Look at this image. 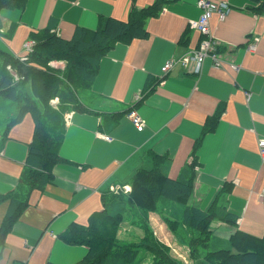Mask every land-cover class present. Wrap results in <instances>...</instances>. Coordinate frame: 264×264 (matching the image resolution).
Returning <instances> with one entry per match:
<instances>
[{
    "label": "crops",
    "instance_id": "obj_1",
    "mask_svg": "<svg viewBox=\"0 0 264 264\" xmlns=\"http://www.w3.org/2000/svg\"><path fill=\"white\" fill-rule=\"evenodd\" d=\"M26 1L21 12L0 10L2 33L14 22L9 39L0 35V47L9 55L23 54L31 31L49 28L64 40L77 27L95 29L101 18L123 20L131 2ZM215 1L225 16L209 17V33L219 41L222 65L215 68L205 57L202 64L184 68L175 63L161 74L166 60L180 58L201 41L189 28V20L200 15L197 0H134L137 7L157 2L155 11L132 41L115 43L98 61L93 84L79 94L85 110L64 113L65 132L57 147L61 161L42 188L32 180L19 186L18 180L25 168H36L28 161L33 117L26 113L11 123L13 101L0 95V264L79 263L89 249L69 244L64 231L71 225L89 226V216L103 210L105 196L125 195L135 171L149 165L151 152L169 160L162 171L172 179L194 162L196 204L205 208L215 198L234 214L235 227L264 235V159L257 143L264 138V12L253 10L264 0ZM50 102L55 106L57 98ZM131 109L142 121L140 130L127 116ZM17 188L27 193L25 208L13 220L9 194ZM128 209L132 212L123 215L124 227L136 212ZM149 213V225L161 233L162 225ZM215 222L211 227L219 230L229 226Z\"/></svg>",
    "mask_w": 264,
    "mask_h": 264
},
{
    "label": "trees",
    "instance_id": "obj_2",
    "mask_svg": "<svg viewBox=\"0 0 264 264\" xmlns=\"http://www.w3.org/2000/svg\"><path fill=\"white\" fill-rule=\"evenodd\" d=\"M26 2L0 0V10L13 9L21 12ZM156 5L157 2H154L145 7H137L134 0H131L125 19L101 18L95 29L77 27L74 34L64 40L49 28L31 31L28 37L34 42L33 50L26 53L24 59L9 55L0 47V95L3 93L13 101L14 114L11 123L18 122L23 115L30 113L35 124L28 146V161L36 168L24 169L18 179L19 186H27L32 180L39 182L38 185L42 188L52 168L61 161L57 147L65 132L64 113L85 110L79 94L90 89L93 84L98 61L115 43L132 41L135 30L142 27L143 20L155 11ZM253 10L263 13L264 5H259ZM2 23L0 19V35L9 39L15 31L14 22L10 23L8 30L3 33ZM55 60L64 63L61 67L50 64ZM15 74L17 79H14ZM28 88L31 91L27 90ZM55 97L57 103L52 107L50 101ZM37 103H41L43 108L38 109ZM208 126L205 124L204 134L209 129ZM198 141L200 139L194 142L195 147ZM146 158L150 161L149 165L135 171L129 184L130 190L125 195L112 193L111 196H105L102 199L103 210L89 216V226L83 228L71 225L64 231L63 238L69 244L80 243L89 249L85 258L77 264H140L144 257L143 254L141 259L137 257L141 246L132 243L124 245L116 235L123 215L127 211L132 212L128 206L155 213L159 197L182 205V209L178 210L181 215L180 221L174 218L164 221L167 227L179 226L183 229L184 236L189 237L190 245H193L195 250L191 251L195 261L192 264H264V235L260 237L248 235L235 227L234 214L224 205L218 204L215 198L205 208L198 204L195 206L189 204L188 196L191 194V183L194 179L192 173L194 162L188 164L189 166L180 172L179 177L172 179L162 171L169 162L166 157L151 152ZM24 193H27L26 190L17 188L9 194L13 196L11 201L14 203V213L10 216L14 217L13 220L25 208ZM215 221L227 223L229 226L223 230L211 227ZM141 225L146 226L147 230L148 219L145 220V224H137L136 227L141 228ZM7 227H10V223ZM141 229L150 233V229L147 231ZM145 241L144 245H141L147 252L154 257L158 256L162 243L152 238ZM219 243L224 247H214L213 244ZM156 264L176 263L164 256Z\"/></svg>",
    "mask_w": 264,
    "mask_h": 264
},
{
    "label": "rangeland",
    "instance_id": "obj_3",
    "mask_svg": "<svg viewBox=\"0 0 264 264\" xmlns=\"http://www.w3.org/2000/svg\"><path fill=\"white\" fill-rule=\"evenodd\" d=\"M208 24H209V21H208ZM26 42H32V40L31 39L25 40L24 43L22 44V49L27 46ZM258 151H259V147H258ZM259 156L264 159V157H262L260 154ZM191 187H192V184H191ZM191 190H193V187L191 188ZM198 197H199V194H197L195 190L191 191L190 196H188L189 204H191L192 206H195V204L198 202L196 201ZM157 205H158L157 210L155 211L154 216L157 219L156 225H159V224L162 225L161 233H159V230L157 229L158 226H155L153 228L154 224L147 225L148 226L147 230L150 229L149 230L150 233L143 232V230L141 229L143 228L146 230V226L141 225V228L136 227L137 224L138 225H140L141 223L145 224L146 219H148V223H149V218L146 216L150 215V213L144 212L141 209L138 210L137 207L132 206V208L135 209L133 211H136L137 213L133 215L134 220L129 221L127 226L119 227V230H118L119 231L118 237L120 238V239L118 238L119 241L124 243V245H127L128 243H132L135 246L136 245L141 246V249L139 250L137 257L138 258L142 257L141 256L142 254L144 257L142 261L140 262V264H151V263L156 264V262L159 260L161 261L164 256H166L168 260L170 258L171 261L176 264H192L193 262L195 263L194 258L191 256L192 255L191 251L194 250V246L190 245V242L188 240L189 237L184 236L183 229H181L179 226H172V227L165 226L166 225L165 221H167L168 219L170 220L174 218L180 221L181 215L179 214L178 210L182 209V205H179L171 200H164V198L162 197L157 198ZM136 219L138 220V222ZM159 219H161L164 223H160ZM151 238L154 241L162 243L160 252L158 253V256H155V257L149 254L146 248L143 246L144 242H146L145 240L151 239ZM149 242L151 243V240H149ZM213 245L214 247H221V248L224 247V245L223 244L221 245V243L213 244ZM153 246H156V245H153Z\"/></svg>",
    "mask_w": 264,
    "mask_h": 264
},
{
    "label": "built area",
    "instance_id": "obj_4",
    "mask_svg": "<svg viewBox=\"0 0 264 264\" xmlns=\"http://www.w3.org/2000/svg\"><path fill=\"white\" fill-rule=\"evenodd\" d=\"M196 7L199 8L200 15L194 20H189V28L198 32L201 37V41L196 48L189 51V53L186 52L180 58L175 60H166L162 65L161 74L173 69L175 63H180L184 68H188L190 64L201 63L205 57H209L211 59L215 68L222 65V61L219 58L220 55L218 52L219 41L215 40L213 35L209 33L208 19L210 16H212V14H217L218 19L221 20L225 16V11L223 7H220L219 3L215 0H197ZM26 43L27 46L23 48V57H21V59H24L25 54L33 50L34 42L32 41ZM247 47L249 50H253L255 48L253 43L248 44ZM127 116L130 118L136 130L142 129V121L139 119L134 109H131ZM104 138L107 139V141L110 139V137L108 138L107 136H104ZM257 143L260 152L259 154L264 157V138L257 140Z\"/></svg>",
    "mask_w": 264,
    "mask_h": 264
}]
</instances>
